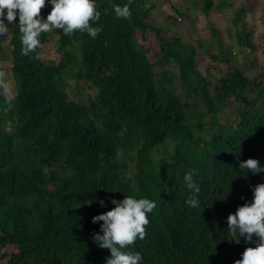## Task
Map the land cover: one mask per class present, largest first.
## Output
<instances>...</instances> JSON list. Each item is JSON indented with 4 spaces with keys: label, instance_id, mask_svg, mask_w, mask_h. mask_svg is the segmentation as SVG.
I'll use <instances>...</instances> for the list:
<instances>
[{
    "label": "trees",
    "instance_id": "trees-1",
    "mask_svg": "<svg viewBox=\"0 0 264 264\" xmlns=\"http://www.w3.org/2000/svg\"><path fill=\"white\" fill-rule=\"evenodd\" d=\"M115 4H127L131 17L118 16ZM227 4L203 0L202 9L209 14ZM45 5L47 17L53 5ZM96 7L101 16L91 23L102 27L96 37L52 28L56 62L43 56L49 31L25 53L19 16L3 17L15 93L0 87V264H105L111 251L93 239L103 223L93 216L127 194L156 202L146 235L125 249L141 251L140 264H234L255 246L231 239L227 217L264 182V171L239 167L249 157L264 165V83L255 87V100L239 70L213 85L195 63L197 47L163 38L149 21L157 8L152 0H96ZM247 10L237 8L236 26ZM148 29L175 71L152 68L136 39ZM235 36L252 46L243 27ZM222 52L211 56L223 59ZM70 79L88 82L95 95L74 99L66 88ZM229 99L240 107L226 127L214 115ZM189 170L201 188L198 207L186 203Z\"/></svg>",
    "mask_w": 264,
    "mask_h": 264
},
{
    "label": "rangeland",
    "instance_id": "rangeland-1",
    "mask_svg": "<svg viewBox=\"0 0 264 264\" xmlns=\"http://www.w3.org/2000/svg\"><path fill=\"white\" fill-rule=\"evenodd\" d=\"M152 1L156 3L157 8L153 10L149 21L161 27L163 38H180L185 43L195 45L198 54L195 63L213 85L226 77L230 69L241 71L250 81L247 94L250 99L255 100V87L257 85L260 87L264 83V0H227L228 4L222 10L214 8L209 14H205L202 9L203 0H198L197 4L192 0ZM240 6H245L248 10L243 15L241 24L236 26L234 16ZM175 8L179 11L176 12ZM41 14L46 18L43 6ZM240 27H243L247 33L252 46H242L238 43L235 33ZM213 29L218 33H214ZM49 33V40L44 44L43 56L51 62H56L59 58L58 35L52 29ZM136 39L146 52L155 71L176 70L172 62L162 61L157 36L153 30L148 29L144 34L137 31ZM196 40H200L203 45H198ZM8 41L7 32L0 35V87H5L8 95L11 96L15 93V87L8 70L10 59ZM221 49L223 59L211 56L220 53ZM66 88L69 94L79 101L86 102L96 93V90L84 80L78 82L70 79L66 82ZM232 100H228L230 105L222 112L214 115V120L226 127L235 124L237 110L240 107L239 103ZM168 151L172 152V146L168 147ZM162 155L163 147H160L154 156L158 159ZM4 249L10 248L5 246Z\"/></svg>",
    "mask_w": 264,
    "mask_h": 264
},
{
    "label": "clouds",
    "instance_id": "clouds-1",
    "mask_svg": "<svg viewBox=\"0 0 264 264\" xmlns=\"http://www.w3.org/2000/svg\"><path fill=\"white\" fill-rule=\"evenodd\" d=\"M50 2L53 7L44 18L41 14L42 6ZM6 10V11H5ZM116 14L131 17L130 7L125 4H115ZM7 22L16 20L19 16L20 31L22 33L23 51L28 53L40 43L42 32L52 28H62L65 33H72L76 29L88 32L96 37L102 27L93 25L91 21L99 20L101 12L96 7V0H0V35L8 31ZM241 170L248 172L264 171V165L256 157L241 160ZM184 181L190 190L186 203L190 207H198L201 203L200 185L194 180L191 170L185 172ZM253 198L238 206L230 213L228 231L231 239L239 242L241 237L247 241H255V246L249 245L242 253V258L236 259L234 264H264V182L253 188ZM91 203V199L87 201ZM100 203L106 201L101 198ZM114 207L93 216V221H103L102 231H96L93 239L101 247H107L111 255L105 264H140L143 254L138 250H125L136 239L146 235V225L149 223L148 213L156 202L149 197L126 195L123 199L113 197ZM255 233V236L253 235Z\"/></svg>",
    "mask_w": 264,
    "mask_h": 264
}]
</instances>
